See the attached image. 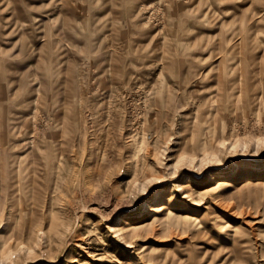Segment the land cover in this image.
Masks as SVG:
<instances>
[{
  "label": "rangeland",
  "instance_id": "obj_1",
  "mask_svg": "<svg viewBox=\"0 0 264 264\" xmlns=\"http://www.w3.org/2000/svg\"><path fill=\"white\" fill-rule=\"evenodd\" d=\"M90 1L0 0V264H264V99L247 101L264 91V14L225 63L205 43L264 0ZM211 63L241 76L227 112Z\"/></svg>",
  "mask_w": 264,
  "mask_h": 264
},
{
  "label": "bare ground",
  "instance_id": "obj_2",
  "mask_svg": "<svg viewBox=\"0 0 264 264\" xmlns=\"http://www.w3.org/2000/svg\"><path fill=\"white\" fill-rule=\"evenodd\" d=\"M178 1V0H177ZM203 1V0H202ZM51 2V0H48V3L47 5ZM98 0H91L90 1V4H93V3H97ZM165 2V1H164ZM81 3H84V0H59L58 4L56 5V9L58 11H60L62 8H66L68 10V8L70 7H74L75 4H81ZM126 3V2H125ZM145 3V2H144ZM179 3V2H178ZM207 3V2H206ZM45 4V3H44ZM246 4V3H245ZM46 5V4H45ZM126 5V4H125ZM144 5V4H143ZM167 5V4H166ZM177 5V3H176ZM201 5V4H200ZM244 5V3H243ZM70 6V7H69ZM170 6V5H169ZM173 6V5H172ZM191 6V5H190ZM59 7V8H57ZM85 7V6H84ZM102 7V6H101ZM205 7H206V4H205ZM77 8V7H76ZM171 8V7H170ZM175 8V7H174ZM200 8V6H199ZM207 8V7H206ZM213 8V7H212ZM78 9V8H77ZM115 9V8H113ZM124 9V8H123ZM179 9V8H177ZM225 9V8H224ZM51 10V9H50ZM80 10V9H79ZM198 10V9H197ZM200 10H202L200 8ZM227 10V9H225ZM74 11V10H72ZM76 11V10H75ZM111 11V10H110ZM203 11V10H202ZM201 11V12H202ZM112 13L114 12L113 10L111 11ZM223 12V10H222ZM214 13V11L212 10H205L204 11V15L201 13L202 15V19L205 18V17H210L212 16ZM264 14V10L262 11H250L248 10L244 16H241V18H239L238 20L234 21V19L231 20V22L229 24H231V26H227V22H221L219 20H213L212 22V27H213V32L215 33L211 39H208L205 43L206 45L210 44L211 47V52L214 53V57L215 59H222L224 60V63L226 61V57H228V54L229 53H232L233 51L236 50V48L238 47V45H243V49H244V46H245V41L246 39L248 38L249 36V32H248V29L245 28V24H246V21H251V22H258V21H261L262 20V17L261 15ZM119 15V14H118ZM125 15V18H126V14ZM58 16H59V13H58ZM49 19V18H48ZM124 19V18H123ZM201 19V18H200ZM69 20V19H68ZM75 20V19H74ZM113 20V19H112ZM50 21V19L48 20ZM108 22V21H107ZM123 22V20H122ZM72 23V22H71ZM77 23V22H76ZM164 23V22H163ZM201 23V21H200ZM60 27L57 28V33H50V34H46L44 33L42 36H41V46H48L50 50H53L54 47H55V44L57 43V41H54L53 40V36L54 35H59L60 33L64 34L68 32V30L70 29V24L68 23V21L64 18L63 20H61V23H60ZM107 24V23H106ZM72 26H73V23H72ZM111 27L112 26H115V23H111L110 25ZM163 26V25H162ZM161 26V27H162ZM165 26V25H164ZM175 26V25H174ZM123 29V28H122ZM120 29V30H122ZM161 29V28H160ZM115 30V29H114ZM173 30V29H172ZM204 30V29H203ZM128 31V30H127ZM159 31V30H158ZM162 31V30H161ZM174 32V31H173ZM163 33V32H162ZM179 33V32H178ZM177 33V34H178ZM121 34V32H120ZM128 35V34H127ZM166 35V34H164ZM163 35V36H164ZM186 36V35H185ZM183 37V36H181ZM109 38V37H107ZM162 40V39H161ZM171 42V41H170ZM210 42V43H209ZM146 44V43H145ZM162 44H164V41H162ZM161 44V45H162ZM61 45H65V44H61ZM59 46L58 48L61 49L62 46ZM180 46V45H179ZM67 47V45H65L61 51H64V49ZM133 47V46H132ZM131 47V48H132ZM162 47V46H161ZM21 48V47H20ZM31 49V48H30ZM48 49V50H49ZM167 49V48H165ZM35 50V49H34ZM57 50V49H56ZM16 51V50H15ZM149 51V50H148ZM164 51V50H163ZM179 51V50H178ZM1 53V51H0ZM15 53V52H14ZM20 53V51L18 52ZM25 53V52H24ZM166 53V51H165ZM23 54V53H22ZM170 54H172V52H170ZM36 55V54H35ZM17 56V55H16ZM20 56V55H18ZM17 56V57H18ZM37 56V55H36ZM40 55H38L39 57ZM4 57V56H3ZM11 57V56H10ZM37 57V58H38ZM41 57V56H40ZM250 57V56H249ZM36 58V57H35ZM42 58V57H41ZM167 58H168V55H167ZM166 58V59H167ZM3 59V58H2ZM165 59V61H166ZM4 60V59H3ZM12 61V58L10 59ZM37 60V59H36ZM39 60V58H38ZM6 61V60H5ZM34 61V60H33ZM32 61V62H33ZM9 61H7L8 63ZM42 62V61H41ZM49 62V61H48ZM162 62V61H161ZM3 63V61H2ZM6 63V65H7ZM164 63V62H163ZM11 64V63H9ZM14 64V63H13ZM42 65V64H41ZM46 65V64H45ZM44 65V66H45ZM49 65V64H47ZM46 65V66H47ZM212 65V69H208V70H205V72L201 73L200 76H202L203 78L206 77V79H211L213 81H216V88H215V93H218V97H217V101H218V107L215 109L216 111H224V112H227L229 111V109L231 108H234L235 106V102H236V99H237V96L236 94L239 92L237 91V83H240L241 82V76L236 73V65H230V64H224L223 65V68L222 69H219V71H217L216 69V65L214 63H211ZM3 66V65H2ZM8 66V65H7ZM11 66V65H10ZM45 66V68H46ZM156 66V65H155ZM163 67V66H162ZM40 69V67H39ZM163 69V68H162ZM215 70V71H214ZM163 71V70H162ZM15 72V71H14ZM232 72V73H231ZM161 74V73H160ZM158 76V82L160 83V88L161 89H165L166 90V93L163 97L162 96H159V101L160 103L164 106L168 100H169V96L171 95V87L173 85L169 84L168 80H167V75L166 77H164L163 75H160ZM166 74V73H165ZM4 77V75H3ZM13 77V75H12ZM201 77V78H202ZM226 77H231L234 81V84L230 87H226L224 84V87H219L220 84H218V81L225 79ZM240 78V81L237 82V80ZM3 79V78H2ZM6 81V80H4ZM246 83V82H245ZM243 85V84H242ZM2 86V85H1ZM0 86V87H1ZM219 87V89H218ZM246 87V86H245ZM249 88V87H248ZM17 90V89H16ZM15 90V91H16ZM14 91V93H15ZM222 91H224V93H221ZM241 91V89H240ZM19 92V91H18ZM23 92V91H22ZM25 92V91H24ZM29 92V91H28ZM32 92V90H31ZM30 92V93H31ZM7 93V92H6ZM6 95V94H5ZM17 95V94H15ZM252 97L249 98L247 101H248V105H255L256 106L258 104H260L262 98L264 99V91L263 89L261 88V90H258L256 89V87L252 90V93H251ZM6 98H7V95H6ZM14 98V97H13ZM3 99V98H2ZM241 99V97H240ZM7 100V99H6ZM37 100V99H36ZM259 102V103H258ZM238 103V102H237ZM264 103V102H263ZM259 107V106H258ZM243 108V107H242ZM4 109V108H3ZM247 110V109H246ZM248 111V110H247ZM4 119V117H3ZM209 122L208 120H206L205 118H200L198 121L195 122V128H197L198 130L200 131H203L204 133L207 131V129L209 130ZM6 123V122H5ZM212 127V126H211ZM3 128V126H2ZM206 130V131H204ZM216 130V129H215ZM3 131V130H2ZM1 131V132H2ZM202 132V134H203ZM214 132V131H213ZM201 134V132H200ZM199 134V138L201 137ZM206 135V134H204ZM209 135V134H208ZM207 136V135H206ZM1 137V136H0ZM3 138V137H2ZM215 138V137H214ZM197 139V137H196ZM201 139V138H200ZM201 143V140H200V143H199V146H200ZM259 166H256V170H258L259 172L261 171V168H258ZM253 187L257 188V189H260V188H263V191H264V180H261V181H255L253 182ZM213 187H216V189L219 191V193H223L226 189L225 188H228L227 185H225V183L223 182H220L217 181V184ZM3 193V191L1 192ZM170 195V194H168ZM262 196H264V192H262ZM167 197V193L165 192H160L157 194L156 196V202L155 204L153 203L152 205L148 206V211L149 213H154L152 215V217L156 218L157 220H160V221H163L164 219V216L161 217L160 215H162L161 213L166 209V206H165V202L164 200L166 199ZM177 207V206H176ZM179 207V206H178ZM48 208H50L48 206ZM51 211V209H50ZM157 216H160V217H157ZM44 219V218H43ZM125 227L123 226H119V227H116L114 229L115 231L119 232L121 231H124L123 232V238L126 239V237L129 236L130 234V230L128 228L129 225L125 224L124 225ZM143 228V227H141ZM235 232V231H234ZM101 259H104L103 257H100Z\"/></svg>",
  "mask_w": 264,
  "mask_h": 264
}]
</instances>
